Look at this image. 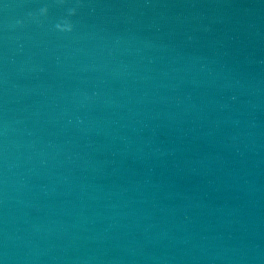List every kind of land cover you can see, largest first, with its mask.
<instances>
[{
  "label": "water",
  "instance_id": "water-1",
  "mask_svg": "<svg viewBox=\"0 0 264 264\" xmlns=\"http://www.w3.org/2000/svg\"><path fill=\"white\" fill-rule=\"evenodd\" d=\"M0 264H264V0H0Z\"/></svg>",
  "mask_w": 264,
  "mask_h": 264
}]
</instances>
